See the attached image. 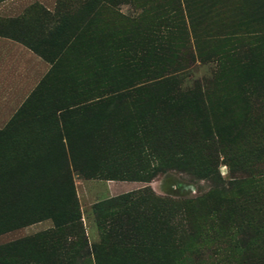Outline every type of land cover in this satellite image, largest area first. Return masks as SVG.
<instances>
[{
  "label": "rangeland",
  "instance_id": "1",
  "mask_svg": "<svg viewBox=\"0 0 264 264\" xmlns=\"http://www.w3.org/2000/svg\"><path fill=\"white\" fill-rule=\"evenodd\" d=\"M0 44V264H264V0H0Z\"/></svg>",
  "mask_w": 264,
  "mask_h": 264
},
{
  "label": "trees",
  "instance_id": "2",
  "mask_svg": "<svg viewBox=\"0 0 264 264\" xmlns=\"http://www.w3.org/2000/svg\"><path fill=\"white\" fill-rule=\"evenodd\" d=\"M42 14H43V16L46 17V19L51 20L52 17L47 12H42ZM128 95H129V89H121L115 96L117 97L116 99L121 100V99H126L127 97H129ZM87 107H88V105L78 103V104H76V106L73 109V111L71 112V114H73V117H78V116H80L79 110L80 109H82V110L88 109ZM63 148L66 150V147H63ZM67 150L69 153L71 152V148H69V146L67 147ZM66 217H67L68 221L66 220L65 223L70 222L74 219V214L69 212L66 215ZM55 220L57 221V217H55Z\"/></svg>",
  "mask_w": 264,
  "mask_h": 264
},
{
  "label": "crops",
  "instance_id": "3",
  "mask_svg": "<svg viewBox=\"0 0 264 264\" xmlns=\"http://www.w3.org/2000/svg\"><path fill=\"white\" fill-rule=\"evenodd\" d=\"M2 44H0V46H1Z\"/></svg>",
  "mask_w": 264,
  "mask_h": 264
}]
</instances>
